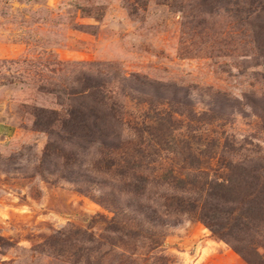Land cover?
I'll list each match as a JSON object with an SVG mask.
<instances>
[{"label": "rangeland", "instance_id": "374dc122", "mask_svg": "<svg viewBox=\"0 0 264 264\" xmlns=\"http://www.w3.org/2000/svg\"><path fill=\"white\" fill-rule=\"evenodd\" d=\"M255 1L0 0V122L15 130L0 143V264H86L77 262L78 230L107 236L100 218L111 214L99 201L115 183L105 171L108 155L94 137L70 167L76 182L39 165L50 140L63 145L62 155H74V147L56 140L63 134L59 122L81 101L90 105L98 85L130 123H142L147 108L139 100L155 95L173 140L200 139L193 149L207 156H198L199 171L209 180L241 174L225 199L205 206L201 220L181 217L166 228L159 255L169 264H247L235 247L251 261L256 255L264 260V219L256 213L264 209V173L258 186L244 179L264 166V112L258 107L264 0ZM147 83L167 89L152 92ZM246 97L257 106L246 104ZM211 107L220 118H210ZM38 110L57 114L45 115L57 119L54 135L34 125ZM121 132L123 141L134 140L127 128ZM156 167L149 193L169 195L170 188H154L162 184L159 177L191 171L181 154L170 152L161 153ZM203 182L201 176L198 185ZM59 231L67 237L59 238Z\"/></svg>", "mask_w": 264, "mask_h": 264}, {"label": "trees", "instance_id": "16d2710c", "mask_svg": "<svg viewBox=\"0 0 264 264\" xmlns=\"http://www.w3.org/2000/svg\"><path fill=\"white\" fill-rule=\"evenodd\" d=\"M255 3L256 1L253 0L250 5L253 6ZM122 81L126 80L122 79ZM146 85L152 89V92L167 89L164 85L154 83ZM103 88L104 85H98L92 92L90 105L81 101L74 112H66L68 117L66 121L59 122L63 134L57 135L56 140L74 147L75 151L72 152L74 155H62L63 145L50 140L42 153L39 165L43 166L44 170H50L48 174H56L60 179L78 178L70 167L73 168L76 165L77 156L75 155L85 148L87 139L94 137L93 142H97L108 155L109 161L106 162L108 165L104 167L106 172L111 171V178L115 183V187L110 189L107 198L99 201L111 217L100 218L105 224L103 231L107 233L106 237L78 230L77 234L81 238L79 243L82 246L78 249L80 254L77 262H81L80 259H82L86 264H90L92 259L96 264H102L104 260L111 261L113 264H169L166 257L159 255L162 252L165 229L173 226L176 219L181 217L188 220H201L205 206H211L212 202L218 203L225 199L224 193H228L230 184L233 186L237 183L236 180L241 178V174L236 178L209 180L204 172L199 171L202 163L198 156L203 159L207 156L204 153L197 155L195 154L197 149H193L201 143L200 139L196 142L190 140L192 144L187 140L185 143L173 140L170 136L173 126L170 125L169 117L159 109L163 104L162 101H158L155 95L153 98L139 100V104H144L147 108L141 115L142 123H130L126 120L125 109L110 95V92H106ZM261 95L263 103L258 107L264 112V92ZM256 102L249 99L246 104L257 106ZM48 113L38 110L34 125L51 136L55 134L53 126L57 119L45 117ZM210 113V118H220L215 114L214 107H211ZM49 114L54 117L57 115L55 112ZM120 128L121 130L127 128L132 132L134 140L123 141ZM165 129L167 131H164ZM190 131L196 133L198 129L191 127ZM164 132L169 134L162 139L161 134ZM196 137L192 136L193 139ZM206 146L209 151L214 148V144ZM162 152L181 154L191 170L184 174V177L183 175L174 176V171H168L169 176L159 177L162 184L155 181L154 188L166 187L167 191L170 188L169 195L162 193L161 189L152 193L148 191L149 186L152 187L154 182V178L151 180L150 176H156L154 169H157L156 165L159 164ZM62 169H67L70 175H64ZM260 173H264V166L244 174V179L251 178L252 186H258ZM40 175L43 177L42 173ZM201 176L204 182L198 185V179ZM216 187L218 190L212 192ZM261 188L260 193L263 195L264 183ZM203 193H205L204 196H202ZM122 197L126 199L124 204L120 201ZM206 199H208L207 202ZM256 213L264 219V209L260 208ZM262 223L264 226V220ZM73 234H76V231ZM56 235H59V238L67 237L66 231H59ZM233 250L247 264H264L263 256L255 253L257 259L251 261L243 255L241 250L235 247Z\"/></svg>", "mask_w": 264, "mask_h": 264}, {"label": "crops", "instance_id": "0c3cea01", "mask_svg": "<svg viewBox=\"0 0 264 264\" xmlns=\"http://www.w3.org/2000/svg\"><path fill=\"white\" fill-rule=\"evenodd\" d=\"M14 126L7 122H0V143L10 139L14 134Z\"/></svg>", "mask_w": 264, "mask_h": 264}]
</instances>
